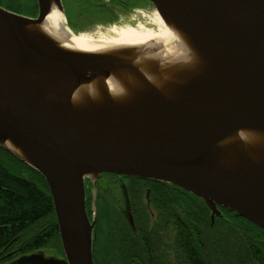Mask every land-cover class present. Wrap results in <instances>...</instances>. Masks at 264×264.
Wrapping results in <instances>:
<instances>
[{"label": "water", "instance_id": "water-1", "mask_svg": "<svg viewBox=\"0 0 264 264\" xmlns=\"http://www.w3.org/2000/svg\"><path fill=\"white\" fill-rule=\"evenodd\" d=\"M147 1L190 43L195 66L136 48L64 49L35 29L55 8L67 20L61 0H36L37 18L0 7V148L44 177L65 255L15 264H94L105 173L177 186L209 207L212 223L220 206L264 229V140L229 142L241 132L264 136V0ZM115 76L123 98L100 84L97 97L78 101L82 87Z\"/></svg>", "mask_w": 264, "mask_h": 264}, {"label": "flooded vegetation", "instance_id": "flooded-vegetation-1", "mask_svg": "<svg viewBox=\"0 0 264 264\" xmlns=\"http://www.w3.org/2000/svg\"><path fill=\"white\" fill-rule=\"evenodd\" d=\"M61 1L68 27L74 34H93L113 25L126 24L132 21L131 11L139 12L138 9L144 11L147 8L145 0H75L73 7L81 4L88 8L78 10V22L72 25L67 13L69 0ZM0 7L8 10L2 5ZM36 12L34 16L20 15L37 18L38 5ZM85 187L86 209L92 222L93 184L89 179H85ZM187 193L177 186L160 181L102 174L97 180V221L93 232V254H107L106 235L110 231L116 233L112 241L120 242L116 245L117 257L121 258L119 250L123 246L121 242H125L130 264H134L131 262L135 258L142 264H263L264 229L241 216L234 217L233 215L238 214L232 212L229 216L233 217L225 218L228 224L221 231L223 233L214 237L209 233V211L211 226L219 217L212 223L211 210L203 201L182 202V197H187ZM218 209L222 214L219 219H222V208L219 206ZM103 211L109 214L107 223L104 222L107 219L102 220ZM129 216L132 217L133 224ZM218 238L222 240L220 251L213 250ZM186 239L193 249H187L189 244ZM39 252L44 253L47 258L65 257L63 247L60 255L54 254L51 249L39 248L20 255L14 262L23 256ZM14 253L15 251H11L6 256Z\"/></svg>", "mask_w": 264, "mask_h": 264}, {"label": "trees", "instance_id": "trees-1", "mask_svg": "<svg viewBox=\"0 0 264 264\" xmlns=\"http://www.w3.org/2000/svg\"><path fill=\"white\" fill-rule=\"evenodd\" d=\"M24 4L32 10L34 8L37 10L36 0H0V5L8 10L31 15L28 9H23ZM190 201L202 202L190 193H187V197H182V202ZM221 208L223 217L222 219L219 217L213 226L209 211V233L214 237L223 233L221 231L228 224L225 222L226 217H240L229 216L232 211ZM108 216L109 214L103 211L102 220H106ZM113 235L116 233L110 231L106 235V239H109L107 249L112 244ZM186 241L189 244L187 249H193L189 240ZM121 244L123 245L119 250L121 258H117V262L114 263L107 252L108 254L102 256L93 254L94 264H130L126 243ZM213 246V250H222L221 238H218ZM39 248L51 249L56 255L62 254L59 227L48 185L40 173L0 148V264H15L14 260L20 255ZM11 251L15 253L6 256ZM138 262L139 260L135 258L131 263L142 264Z\"/></svg>", "mask_w": 264, "mask_h": 264}, {"label": "bare ground", "instance_id": "bare-ground-1", "mask_svg": "<svg viewBox=\"0 0 264 264\" xmlns=\"http://www.w3.org/2000/svg\"><path fill=\"white\" fill-rule=\"evenodd\" d=\"M145 19L148 21V27L121 24L100 30L102 32L95 35L73 36L67 28V20L59 9L55 8L44 26L35 29L52 36L60 47L75 52L106 56L115 49L136 48L152 53L151 59H161L170 66H195L197 64V54L190 43L173 26L167 24L157 11L152 18L146 17ZM155 49L159 51L155 53ZM140 63L137 62V64ZM100 84L107 86L109 92L116 98H123L126 95V91L115 76L100 80L91 86L82 87L77 93L78 101L87 95L97 97V87ZM237 139L246 143L260 142L264 140V136L254 131L241 132L237 138L234 137L229 142L232 143ZM7 145L12 147L10 144Z\"/></svg>", "mask_w": 264, "mask_h": 264}, {"label": "rangeland", "instance_id": "rangeland-1", "mask_svg": "<svg viewBox=\"0 0 264 264\" xmlns=\"http://www.w3.org/2000/svg\"><path fill=\"white\" fill-rule=\"evenodd\" d=\"M146 1V0H145ZM74 3H75V0H69L68 1V3H67V9H68V11H67V13H68V18H69V20H70V24H76L77 22H78V19H79V14L78 13H80L79 11H81L80 9H84L85 7L86 8H88V6H86V5H81V4H79V5H77L76 4V6H72V5H74ZM146 6H147V8H146V10H144V11H141V9H138L139 10V12L138 11H136V12H132L131 11V19H132V21H130V22H128V23H126L128 26H136V25H143V26H147L148 27V21H147V19H145L146 17H149V18H152L153 16H154V14H155V12H156V9L151 5V4H149L147 1H146ZM28 9V11L29 12H31V14H32V16H34V15H36L37 14V12H36V8H34L33 10H32V8H30V7H28V6H26L25 4L23 5V9ZM79 10V11H78ZM142 17H144V18H142ZM127 25H125V26H127ZM98 32H102V31H97V32H95V33H93L92 35H95L96 33H98ZM88 35H91V34H88ZM107 221H108V219L106 220V222L105 223H107ZM112 227V226H111ZM111 227H110V229H111ZM112 230V229H111ZM117 239V238H116ZM115 239V240H116ZM109 240V239H108ZM107 245V244H106ZM116 245H118V243H114L113 241H112V244H111V246H109L108 247V249H107V247H105V250H106V253L107 252H109V254H108V256H110V258H111V260L115 263V262H117V256H118V252H117V250H116ZM115 259H116V261H115Z\"/></svg>", "mask_w": 264, "mask_h": 264}]
</instances>
